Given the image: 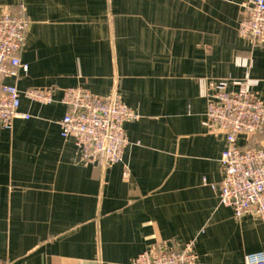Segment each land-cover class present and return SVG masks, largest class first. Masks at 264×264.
Masks as SVG:
<instances>
[{
  "label": "crops",
  "instance_id": "1",
  "mask_svg": "<svg viewBox=\"0 0 264 264\" xmlns=\"http://www.w3.org/2000/svg\"><path fill=\"white\" fill-rule=\"evenodd\" d=\"M248 1L0 0V16L24 7L30 19L19 53L27 68L3 83L55 97H22L30 118L0 129V264H134L147 249L189 241L199 264L264 253V222L219 202L226 139L206 125L200 87L235 92L249 73L264 99V42L239 34ZM70 87L118 91L139 113L125 124L123 162L84 164L62 137ZM239 144L264 145V131Z\"/></svg>",
  "mask_w": 264,
  "mask_h": 264
},
{
  "label": "built area",
  "instance_id": "2",
  "mask_svg": "<svg viewBox=\"0 0 264 264\" xmlns=\"http://www.w3.org/2000/svg\"><path fill=\"white\" fill-rule=\"evenodd\" d=\"M30 19L24 9L0 16V129L11 130L18 118L30 115L19 111L22 97L42 104L55 102L50 90L32 88L21 91L18 85L5 84V78L19 77L27 68L19 53L23 49ZM241 37L264 42V0H249L239 24ZM236 64L251 68L249 57H238ZM229 92L222 82L200 81L201 96L207 100L206 125L225 135L226 147L220 158L223 180L219 185V202L233 209L235 217L249 214L264 222V145L243 147L239 137L250 139L264 131V99L254 95L259 80L250 77L238 82ZM61 103L67 112L61 121V135L73 139L81 161L104 167L121 163L129 144L125 131L127 122L140 118L122 95L115 91L99 96L82 87L64 90ZM129 177V173H125ZM216 187V186H214ZM246 264H264V253L245 256ZM134 264H199L194 241L179 248L152 247L140 253Z\"/></svg>",
  "mask_w": 264,
  "mask_h": 264
}]
</instances>
